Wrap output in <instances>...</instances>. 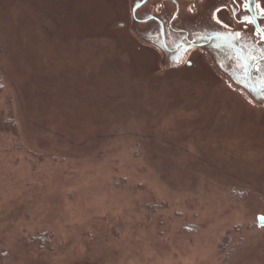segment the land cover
Instances as JSON below:
<instances>
[{"label":"rangeland","instance_id":"rangeland-1","mask_svg":"<svg viewBox=\"0 0 264 264\" xmlns=\"http://www.w3.org/2000/svg\"><path fill=\"white\" fill-rule=\"evenodd\" d=\"M118 20L0 0V264H264V108Z\"/></svg>","mask_w":264,"mask_h":264},{"label":"water","instance_id":"water-1","mask_svg":"<svg viewBox=\"0 0 264 264\" xmlns=\"http://www.w3.org/2000/svg\"><path fill=\"white\" fill-rule=\"evenodd\" d=\"M128 0L130 23L116 21L111 28L128 29L161 56L151 78L167 68L184 65L194 49L205 54L229 84L264 108V0ZM161 6L160 11L157 8ZM227 8L229 28L215 12ZM264 225V216L258 217Z\"/></svg>","mask_w":264,"mask_h":264},{"label":"flooded vegetation","instance_id":"flooded-vegetation-1","mask_svg":"<svg viewBox=\"0 0 264 264\" xmlns=\"http://www.w3.org/2000/svg\"><path fill=\"white\" fill-rule=\"evenodd\" d=\"M189 1H191V0H187V1H185V3L187 4V5H189V7H188V10H189V12H192V13H194L195 11H196V9H195V4H191ZM194 1V0H193ZM193 1H191L192 3H193ZM127 2H128V0H127ZM129 3V2H128ZM160 9H161V6H159L158 8H157V10H159L160 11ZM129 17L131 18V13H129ZM233 17V15H231L230 14V12H229V10L227 9V8H221V9H218L216 12H215V18H216V20H218L219 22H221L222 24H224L225 26H227V27H229V28H232L234 25L233 24H231L229 21V19H231ZM131 20V19H130ZM229 20V21H228ZM194 51H199V50H197V49H194V50H192L191 52H190V54H192V52H194ZM190 56V55H189ZM188 56V57H189ZM186 65H188V66H192L193 65V61H191V60H189V59H187V61H186V63H185ZM258 222H259V220H258ZM260 224V223H259ZM261 225V224H260Z\"/></svg>","mask_w":264,"mask_h":264},{"label":"bare ground","instance_id":"bare-ground-1","mask_svg":"<svg viewBox=\"0 0 264 264\" xmlns=\"http://www.w3.org/2000/svg\"><path fill=\"white\" fill-rule=\"evenodd\" d=\"M79 8H80V6H79ZM79 8L77 7V10L76 9H73L71 6H69V4L63 6L61 10H62L63 14H65V15L62 16L61 19L65 20L67 18V13H68V15L69 14L70 15L71 14L72 15H75L76 14V15L79 16V14H81V12H80L81 10ZM37 13L40 14V15H48V11L46 9H44V11L39 9L37 11ZM256 256L264 257V252L263 251H260V253H256Z\"/></svg>","mask_w":264,"mask_h":264},{"label":"snow or ice","instance_id":"snow-or-ice-1","mask_svg":"<svg viewBox=\"0 0 264 264\" xmlns=\"http://www.w3.org/2000/svg\"><path fill=\"white\" fill-rule=\"evenodd\" d=\"M262 14H264V12H262Z\"/></svg>","mask_w":264,"mask_h":264}]
</instances>
